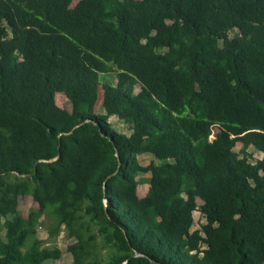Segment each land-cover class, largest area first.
Returning <instances> with one entry per match:
<instances>
[{
	"label": "trees",
	"instance_id": "trees-1",
	"mask_svg": "<svg viewBox=\"0 0 264 264\" xmlns=\"http://www.w3.org/2000/svg\"><path fill=\"white\" fill-rule=\"evenodd\" d=\"M46 214L72 264H264V0H0V264Z\"/></svg>",
	"mask_w": 264,
	"mask_h": 264
},
{
	"label": "rangeland",
	"instance_id": "rangeland-1",
	"mask_svg": "<svg viewBox=\"0 0 264 264\" xmlns=\"http://www.w3.org/2000/svg\"><path fill=\"white\" fill-rule=\"evenodd\" d=\"M232 35V34H231ZM115 72H111L108 74H102L101 79L102 80H109L112 83L116 82V76ZM137 91L140 90V87L137 86ZM56 102L63 107H66L70 109V103L66 96L63 93H58L56 96ZM110 122L113 126V128L118 132H124L127 134L131 133V127L128 123L120 119L118 116H111ZM218 127L214 128V133L218 130ZM242 148L241 143H237L235 150L240 151ZM249 151L253 153V158L259 159L263 156L262 152L256 151L253 147L249 148ZM142 162L144 164H147L151 161L153 158L150 154H144L140 156ZM148 176V175H147ZM149 184L148 183H141L138 186V192L140 195H145L148 191ZM198 204H202L203 201L198 198L197 199ZM38 207L37 201L33 198L31 195L22 196L19 199V210L24 215L27 216L28 212L31 208ZM54 218H52L50 215L46 214L41 218V224L38 226V236L45 241V245L48 247H54L57 246L61 249L62 253L59 258L48 260L45 262V264H72L73 257L72 254L68 250V246L74 241V238L68 236L67 230L64 227H61L59 232L55 236H50L48 232V228L51 224H53ZM5 221V218H0V234L2 236L5 235V230L3 229V223ZM205 222L204 215L199 211H195L194 213V224L192 229H198L201 228V225Z\"/></svg>",
	"mask_w": 264,
	"mask_h": 264
},
{
	"label": "water",
	"instance_id": "water-1",
	"mask_svg": "<svg viewBox=\"0 0 264 264\" xmlns=\"http://www.w3.org/2000/svg\"><path fill=\"white\" fill-rule=\"evenodd\" d=\"M111 140H113V138L112 137H109ZM116 154L119 156V152L118 151H116ZM121 165V159H119V166ZM20 175H22V174H20ZM142 253L141 252H138V251H136L133 255H141ZM132 255V256H133ZM130 259H127L126 261H124V262H122V263H120V264H126V263H128V261H129ZM154 263H156V264H161V263H159V262H157L156 260L155 261H153Z\"/></svg>",
	"mask_w": 264,
	"mask_h": 264
}]
</instances>
